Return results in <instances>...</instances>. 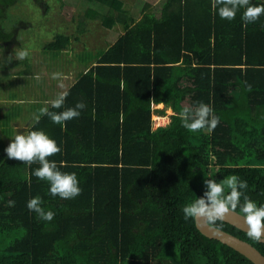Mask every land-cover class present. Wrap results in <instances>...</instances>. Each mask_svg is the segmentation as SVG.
Wrapping results in <instances>:
<instances>
[{"label":"trees","instance_id":"obj_1","mask_svg":"<svg viewBox=\"0 0 264 264\" xmlns=\"http://www.w3.org/2000/svg\"><path fill=\"white\" fill-rule=\"evenodd\" d=\"M21 1L0 0L5 53L17 40L6 13ZM85 1L95 6L87 15L96 11L101 25L118 22L124 33L67 90L62 108L47 107L61 112L84 102L80 117L62 128L40 116L25 134L43 131L56 142L61 152L48 159L75 173L82 193L53 197L33 174L38 163L8 159L15 137L8 128L19 114L0 115V264H253L202 235L182 208L203 196L206 179L232 175L247 181L244 195L264 205V15L245 26L244 9L228 21L213 0H163L160 16L144 10L134 20L122 0ZM71 41L57 35L45 50L60 54ZM198 102L220 117L211 133L189 132L178 118ZM166 110L170 123L155 128L153 116L164 118ZM34 197L55 213L51 222L27 208ZM210 226L264 255V239L254 242L225 222Z\"/></svg>","mask_w":264,"mask_h":264},{"label":"rangeland","instance_id":"obj_2","mask_svg":"<svg viewBox=\"0 0 264 264\" xmlns=\"http://www.w3.org/2000/svg\"><path fill=\"white\" fill-rule=\"evenodd\" d=\"M122 1L124 9L134 20H139L144 10L160 16L163 2V0ZM62 3L60 4L59 0H42L36 4L33 0H22L7 11V30L10 32L14 29L17 40L8 46L6 53L5 47L0 48L1 113L4 108H9L8 112L15 115L20 109L23 111L25 108L27 112L25 117L31 118L29 123L35 122L39 109L46 107V97H54L59 92L58 80L52 79V74L61 73L58 68L64 67L63 65H70L76 71H80L93 64V60L113 45L124 30V26L118 22L114 23L111 29L105 28L101 25L102 20L97 16L96 11L91 12V16L87 15V9L91 4L85 0H64ZM100 10L104 15L106 10ZM129 19L131 18L128 17L126 21L129 22ZM57 35L72 36V43L65 53L59 54L45 50V46L54 41ZM20 50H28L29 56L24 60H16L14 54ZM5 55L10 60L8 64L3 61ZM25 64L29 65L28 71L16 75L23 70ZM35 75H39V81L33 79ZM21 92H27V94L24 95ZM17 99L24 100L26 104L13 103ZM160 107L163 108L162 105ZM29 108L32 112L28 110ZM166 114L167 116L164 117L166 119L159 121L162 126L170 123L168 116L172 112L166 110ZM155 118L156 116L153 120ZM13 120L16 121V118ZM14 123L16 122L11 121L9 124L10 134L14 132V129L21 130L25 124H28L18 121L13 129ZM0 133L3 134L1 129Z\"/></svg>","mask_w":264,"mask_h":264},{"label":"clouds","instance_id":"obj_3","mask_svg":"<svg viewBox=\"0 0 264 264\" xmlns=\"http://www.w3.org/2000/svg\"><path fill=\"white\" fill-rule=\"evenodd\" d=\"M212 7L217 10L221 19L228 21L234 20L237 12L244 9L241 19L245 26L255 23L264 15V4L251 5L250 0H213ZM14 55L16 60H24L29 56V52L28 50H20ZM62 77L63 74L59 72L52 74V79L61 81L58 86L63 89L65 85L62 82ZM33 79L39 81L40 77L35 75ZM244 83L245 90L251 92L252 85L246 81ZM67 95V91L58 94L50 102L51 107L54 109L62 108ZM85 108L84 102H78L74 107L66 108L61 112L49 111L47 107H43L39 109V115L35 119L38 122L40 116L47 115L54 124H59L63 128L66 127L67 121L79 118L81 111ZM178 118L182 126L193 133L201 130L211 133L220 123V117L215 115L214 109L203 102H198V106L195 108H184L178 113ZM5 151L8 159L19 160L29 166L38 163L40 167L33 174L39 180L47 181L50 184L49 193L53 197L74 199L82 193V189L78 186L79 181L76 174L61 172L58 170L56 162L48 159V157L60 153L61 148L43 131H31L27 135H15ZM204 183L206 190L203 196L196 198L182 208L185 220L191 218L204 225H215L217 221L223 222L228 215L235 213L239 207L240 212L243 213L242 219L249 239L254 242H260L264 239V205L258 207L254 201L244 195L242 190L248 187L247 181L232 175L219 183L213 179H206ZM242 196L243 203H241ZM41 204V199L34 197L27 202V208L35 212L40 219L51 222L55 213L50 210L45 211Z\"/></svg>","mask_w":264,"mask_h":264},{"label":"water","instance_id":"obj_4","mask_svg":"<svg viewBox=\"0 0 264 264\" xmlns=\"http://www.w3.org/2000/svg\"><path fill=\"white\" fill-rule=\"evenodd\" d=\"M242 216L243 215L235 212L228 215L223 222L230 224L231 226H234L235 228L246 233L247 230L243 223ZM195 223L199 232L205 237L212 240H217L222 244L234 249L250 260L253 264H264V255L251 244L210 225H204L196 221Z\"/></svg>","mask_w":264,"mask_h":264},{"label":"crops","instance_id":"obj_5","mask_svg":"<svg viewBox=\"0 0 264 264\" xmlns=\"http://www.w3.org/2000/svg\"><path fill=\"white\" fill-rule=\"evenodd\" d=\"M124 33V30H123V32L120 34V36L122 35ZM119 36V37H120ZM118 37V38H119ZM71 43H72V41H71ZM114 44V43H113ZM69 49V48H68ZM73 49V48H72ZM108 49V48H107ZM67 50V49H66ZM63 52L65 53L66 51L65 50H63ZM63 52H61V53H63ZM58 59H59V57H58ZM96 61H97V59L95 58L94 60H93V64H91V65H89L88 67H86V68H82V70H80V71H76L75 70V68H73V67H70V65H63L64 67H60V68H58L60 71H61V73L63 74V78H62V82H63V84L65 85V87L62 89V88H60L59 86H58V84L61 82V81H58V83H57V88H58V93H57V95L58 94H60L61 92H63V91H67L71 86H73L79 79H80V77L83 75V74H85V73H87L88 72V70L90 69V68H92V67H94L95 65H96ZM69 64V63H68ZM28 71V67L27 66H23V70H20L19 72H17V74L16 75H18V74H23V73H26ZM28 75V74H27ZM54 87H56V86H54ZM21 93H24V95H26L27 94V92H21ZM57 95L56 96H54V97H52V96H50V98H47L46 97V99H47V101H46V107H48V106H50L51 105V101L52 100H54L56 97H57ZM45 96H46V94H45ZM24 99V98H23ZM30 102V104L32 105V101L30 100L29 101ZM13 103H16V104H26L25 102H24V100H16V102H13ZM160 107V106H159ZM161 108V107H160ZM8 110H9V108H4V110H3V112L0 114V115H3V113H4V115L6 114V113H9L8 112ZM28 110H30L31 112H32V109L31 108H29ZM24 111V112H23ZM23 111L20 109L19 110V112H17L19 115H18V117L16 118V121H14V120H12L13 122H16V123H14L15 125H13L12 124V127H13V129L17 126L16 124H17V122L18 121H22V122H26V123H28V124H25L24 125V127L21 129V130H15L14 129V132H11V134H10V136H15V135H17L19 132H21V134H26L27 133V131H28V129L34 124V121H32L31 123H29V121L31 120V118H29L28 119V117H25V114L27 113L26 112V109L25 108H23ZM154 117V116H153ZM156 117H158V116H156ZM166 119V118H165ZM17 131V132H16ZM23 132V133H22Z\"/></svg>","mask_w":264,"mask_h":264},{"label":"built area","instance_id":"obj_6","mask_svg":"<svg viewBox=\"0 0 264 264\" xmlns=\"http://www.w3.org/2000/svg\"><path fill=\"white\" fill-rule=\"evenodd\" d=\"M161 119H165V118L156 117V118L154 119L155 128H157V127H159V126H162V124L159 123V121H160Z\"/></svg>","mask_w":264,"mask_h":264}]
</instances>
